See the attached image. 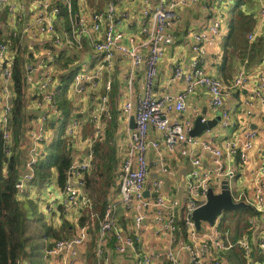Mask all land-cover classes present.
I'll use <instances>...</instances> for the list:
<instances>
[{"label": "built area", "instance_id": "built-area-1", "mask_svg": "<svg viewBox=\"0 0 264 264\" xmlns=\"http://www.w3.org/2000/svg\"><path fill=\"white\" fill-rule=\"evenodd\" d=\"M30 1L33 8L30 20L25 24L24 1L0 0V14L5 15V19L0 22V28L4 27L6 30L0 35V133L5 156L9 157L14 150L13 67L20 50L23 52L25 38H47L53 48L58 50L73 48L81 51L87 43L94 53L102 56L97 65L82 68L73 74L68 87L72 93L78 95L86 93V84L99 79L105 68H111L116 54L129 62V75L124 90L126 97L122 105V113L125 123L127 122L124 123L126 134L123 144L117 150L118 166L114 173L117 201L107 198L100 217L94 211L95 199L88 191L85 181L86 173L93 167L95 142L104 140L107 134L108 92L112 86V79L107 76L103 82L104 92L90 96L92 104L86 117L92 123V131L86 139L87 148L81 157L69 164L65 182L57 195V200L66 208L87 211L89 220L78 225L72 236L53 239L46 244L42 258L49 260L77 255L79 262L73 264H86V256L81 253L85 252L87 243L91 241L89 230L96 218L98 233L93 251L94 264H111L106 257L108 242H112L113 250L117 254L131 256L133 264H151L152 258H161L166 264H181L182 253H187L189 264H226L220 254L215 252L223 251L231 247V244L224 242L217 220L214 224L204 223L203 230L197 231L192 212L206 200L209 187L218 192L224 178L230 180L235 176L234 169L225 165L226 160L237 157L240 164L247 163L248 153L253 149L258 134L255 129L247 128L240 136L218 140V132L210 129L207 130L206 137L190 136L188 133L192 129V122L184 118L183 113L188 95L198 87H203L208 92L211 109L221 107L224 99L233 91L247 89L249 95L243 100L242 109L246 115L251 116L253 107L258 106L262 116L260 133L263 135L264 77L260 75L251 83L245 68L241 67L231 81L225 83L217 75L200 67L196 57L186 71L181 66L175 69L174 76L183 77L185 81L183 90L165 91L159 96L152 94L158 76L157 65L175 41L174 32L179 22L178 9L192 8L200 0H156L153 5H146L141 10L140 23L135 34L125 29L124 22L129 15L126 11L117 12L118 0H107L102 8L92 10L87 17H78L77 24L74 23L71 0ZM62 5L67 9L68 23L62 20ZM263 25L264 0H260L257 21L246 35L249 42L255 40ZM226 31L221 14H217L200 28L190 29L187 35L192 40V51L202 53L205 45L214 44ZM15 44H20L19 51ZM52 53L53 51L46 52L45 60L38 57L28 60L23 53L25 91L37 94L35 103L41 112L33 116L26 130L29 144L22 164L23 170L14 183L16 195L20 198L25 196L28 185L36 177V166L44 155L43 147L50 142V125L62 120L55 97L57 74ZM140 71L143 72L142 92L133 102L135 76ZM230 115L229 109L220 110L218 125L221 130L229 126ZM130 116L134 117L133 128L128 125ZM204 120L205 118L202 119ZM79 127L81 121L72 119L64 127L63 137L75 138ZM151 129L157 133V137L150 136ZM262 143L264 144V136ZM162 148L168 152L179 148L188 149L190 169L185 177L182 197L165 198L162 183L158 180H152L148 188L145 187L148 173L147 153L150 150L159 155V169L163 174L168 177L176 175L165 157H161ZM202 154L211 157L212 168L202 167ZM254 179L252 194L242 195L244 201L252 205L259 220L264 223V159L257 166ZM145 191L148 192L147 196ZM118 206L124 216L132 221L131 225H127V230L119 224ZM149 210L157 223L153 229L154 235L167 241V247L161 252H144L141 235ZM253 225L254 221L250 219L249 226L237 239V245L242 249L243 264H264L263 261L252 258L249 232ZM178 232L180 238L176 235ZM258 246L264 250V238L259 240Z\"/></svg>", "mask_w": 264, "mask_h": 264}, {"label": "crops", "instance_id": "crops-1", "mask_svg": "<svg viewBox=\"0 0 264 264\" xmlns=\"http://www.w3.org/2000/svg\"><path fill=\"white\" fill-rule=\"evenodd\" d=\"M22 1H24L26 7V10L24 11V23L28 24L33 7L30 0ZM106 1L107 0H71V10L73 11L72 15L75 20L74 23H78V17H87L92 10L102 8ZM155 1L156 0H147L146 2H144V0H118L116 8L117 12L120 13L126 11L129 15V18L124 22L125 29L128 32H131L132 34L137 32V26L140 23L141 10L146 5H153ZM73 5L75 6V9ZM259 7L260 0H234L232 2H227L226 0H200V2L192 8H179V22L174 32L175 41L166 50L165 56L157 65L158 76L153 85L152 94L154 96H159L165 91L178 92L183 90L185 81L183 77L176 78L174 76L175 69L181 66L184 71H186L189 68L190 62L196 57L199 60L200 67H203L205 71L210 74L217 75L225 83L231 81L237 70L241 67L245 68L250 77L251 83L255 82L260 75L264 77V25L261 27L253 42H249L245 39V46L242 41L251 27L249 28L248 26L249 29L246 27L248 30H245L246 28L242 30V37L236 40H233L232 36H230V23L232 22V19L236 17V14H242L243 19L253 17L255 19L254 23H256ZM217 14H221L223 17V25L227 29L226 33H223L220 39L216 40L214 44L205 45L202 53H195L191 49L192 40L187 35L188 31L192 28H200L208 24ZM75 16H77V21ZM62 20H65L63 16ZM232 35H234V33ZM24 47L27 49L24 50L33 54V57L43 58L44 60L46 52L53 51V65L59 64L60 67L58 71L55 69L56 67L54 65L57 74V81L54 86L56 95H58V88L62 83L60 77L61 74L67 73L70 70H74L75 73L82 68H91L102 60V56L98 53H94L87 43L81 51H76L73 48H63L58 50L53 48L47 38L38 36L36 38H25L23 48ZM60 63L66 64L69 68L60 66ZM128 75L129 62L126 59L121 58L119 54H116L113 57L111 68H105L99 79H95L86 84V93L79 95L75 93L73 94V100H70L73 101L72 104L75 106V109H77L74 115L75 117L80 118L81 127L78 129L77 136L68 141L71 162L75 161L78 157H81L87 148L86 139L91 132L89 121L86 117L92 104L89 99L91 95L97 96L98 93L101 94L104 92L103 82L107 76H110L112 79V86L108 92V111L106 114L107 136L112 128V130H115L114 142L116 143V141H119V146L123 144L126 134L125 124H127V122L125 123V117L122 113V105L126 97L124 90L126 88V79ZM92 82H94L93 85H91ZM142 85L143 72L140 71L135 76L132 98L133 102H135L137 95L142 92ZM66 93H72L69 87H67ZM248 95L249 93L247 89L235 90L224 99L221 107L211 109L209 106L208 92L205 88L198 87L193 93L188 95L186 99V110L183 113V117L190 120L193 126L194 119L200 114H203V118L205 119H211L220 114V110L224 108L229 109L231 114L229 126L221 130L217 123L216 126L212 128L215 132H218V140H221L223 137L240 136L247 128L255 129L257 131L258 135L254 140L253 149L248 153V161L246 164H240L237 157L225 161V165L233 168L235 171V176L228 181L232 197L238 199L237 201L244 200L242 193L247 195L252 194L255 186L254 174L256 168L264 159V144L262 143L264 134L262 135L260 133L262 116L259 113V108L255 105L252 109L253 114L251 116L246 115L242 109V102L248 97ZM68 96L70 97V95ZM120 96L121 99L119 98ZM24 97L27 121L21 140L17 144L18 152L20 154L19 166L21 170H23L22 164L29 144L26 131L27 127L33 116L41 112V109L35 103L37 94H29L25 91ZM112 108H114L115 112L112 111ZM111 119L114 121V127L110 123ZM61 122L62 120L50 125V142L43 147L44 154H46V149L55 138V134H60V130L56 131V129L61 128ZM151 130L150 136L152 138L157 137V133L153 129ZM55 131L57 133H54ZM200 136L206 137L207 131ZM116 150L115 147V152ZM196 152L197 151L194 149V153ZM161 157H165L167 163L175 170L176 175L174 177H168L163 174L159 169V155L150 150L147 153L148 173L146 176L145 187L148 188L152 180H158L162 183L165 198L171 199L172 197H182L186 180L185 177L190 169L188 149L179 148L174 152H168L165 148H162ZM117 166L118 165L115 166V169ZM202 167H213L211 157L207 154H202ZM51 173L50 182H47V179L43 186H41L39 182H32L28 185L24 198L21 199L25 211V220L23 226L24 247L22 255L17 259L19 264H73L79 262V257L77 255L70 257L67 256L65 258H51L49 260H44L42 258V252L46 244H49L53 239L72 236L75 233L77 226L84 223V219H86V221L89 220L87 211L84 209H69L60 203L61 201L57 200L60 187L57 185L56 169L52 168ZM114 173L115 170L112 173L113 183L110 187V194H108L105 200L107 198H112L117 201V186L115 185ZM90 185L93 187L92 182H90ZM59 206L62 208L61 212L58 210ZM60 213L63 218H66L70 222V225L64 229L62 228L63 221H61L62 218ZM117 218L119 224L124 230H127V225H131L130 223L132 221L124 216L123 211L119 206L117 209ZM250 219L254 221V225L249 232V239L252 246V258L253 260L264 262V250L258 246L259 240L264 238V223L259 220L256 213L251 216ZM156 225L157 223L155 222L153 213L149 210V215L146 218L145 226L143 227L144 231L141 235L144 243V252H161L167 247V241L165 239L154 235L153 229ZM89 232L91 235V241L94 240V245L90 250L93 253L98 233L96 219L94 225L90 227ZM176 235L180 238V232L176 233ZM182 238H184V235ZM90 242L87 243L84 253L79 251V254L81 253V255L86 256V264L88 261H91L88 259ZM229 249L230 247L215 253L220 254L226 264H236L235 259H238L237 255L235 257L227 256L229 254ZM106 251V257L111 264H133L131 256L120 255L113 250L112 242H108ZM92 258L94 261V256H92ZM151 264H166V261L161 258H152ZM181 264H189L187 253L181 254ZM240 264H243V256H241Z\"/></svg>", "mask_w": 264, "mask_h": 264}, {"label": "trees", "instance_id": "trees-1", "mask_svg": "<svg viewBox=\"0 0 264 264\" xmlns=\"http://www.w3.org/2000/svg\"><path fill=\"white\" fill-rule=\"evenodd\" d=\"M74 6V5H73ZM62 16L65 18V22L68 23V13L65 6H61ZM75 9V6H74ZM73 9V10H74ZM73 13V11H72ZM3 15H0V20ZM242 17V14L240 15ZM3 16V20H4ZM2 20V21H3ZM245 20L238 24L237 30L245 29ZM234 26L230 23V33L234 32ZM230 34V36L232 35ZM23 59L18 58L15 61L13 67V81H14V92L15 98L13 101V111H12V142L14 144V150L9 155L5 156L3 151V140L0 133V264H16L18 257L23 253L24 240H23V226H24V206L22 198L16 195V190L14 183L21 173L20 164V154L18 152L17 144L21 140L22 133L26 124V109H25V83L23 77ZM66 67V64H63ZM74 73V70H70L67 73L61 74L62 83L60 84L58 90L62 91L66 95L68 83ZM61 82V81H60ZM56 101L58 108L63 110L62 113L66 114L65 110L66 103L64 100L59 101L60 94L56 95ZM114 122V121H113ZM63 127V121L61 122V128ZM63 129V128H62ZM56 140V139H55ZM54 140V141H55ZM52 142L46 149V154L43 155L42 160L36 166V177L32 181L39 182L42 184L46 182L51 176V169L55 168L57 172V185L61 188L66 179V171L71 163V158L68 154L61 152L59 149V144L57 142ZM98 145H94V152ZM99 146V145H98ZM16 148V150H15ZM113 172L115 169L114 164L115 158L111 154ZM229 213V222H227L226 217L218 221V228L222 234L225 243L231 244L229 249V254L227 256L235 257L237 255L238 259H235L236 264H240L242 249L237 245V239L241 233L249 226V219L253 216L254 210L246 207L238 208L235 211H226ZM103 209L100 211L99 216L101 217ZM82 223V222H81ZM93 244V241L90 245ZM89 248V251L91 250ZM89 257L92 258L93 253L90 251Z\"/></svg>", "mask_w": 264, "mask_h": 264}, {"label": "rangeland", "instance_id": "rangeland-1", "mask_svg": "<svg viewBox=\"0 0 264 264\" xmlns=\"http://www.w3.org/2000/svg\"><path fill=\"white\" fill-rule=\"evenodd\" d=\"M0 15L5 16L4 14H0ZM3 16H1L2 19L0 20V22H2ZM244 20L246 23L245 28L246 27L248 28V26L250 28L255 24L254 23L255 19L253 17H247V19H244ZM241 21H242V17L239 14H236V17H234V19H232L231 23L233 24V26L235 28L234 32H233L234 35H231L233 40H236V39L242 37L241 31L237 30L238 24ZM252 23H254V24L252 26H250ZM247 28L245 30L249 29V28L248 29ZM5 32H6V30L4 29V27L0 28V35L4 34ZM231 34H232V32H231ZM245 39L247 40L246 36H245L244 40L242 41L244 46H245V42H246ZM15 42L18 43V40H15ZM15 45L19 51L20 44H15ZM24 49H26V48L24 47ZM24 49H23V52H21V50H20V53L18 54L17 59L21 58V57L23 59V57H24L23 53H24L25 55H27L28 60H33L35 58V57H33V54L29 53L28 51H25ZM60 66H63V63L62 64L60 63ZM55 67H56L55 69L59 71V68H60L59 64L58 65L56 64ZM66 67L69 68L67 65H66ZM58 94H60L59 101L64 100L66 103V108H67V110H65L66 114L62 113L63 110L61 109V113H62L61 116H62V121H63V127L62 128L64 129V127H66L67 122L69 123L72 119H80V118H77L74 115L75 111L77 110V109H75V106H73V104H72L74 92L69 93V94L66 93V95H65L64 93H62V91H60V92H58ZM68 95H70V97ZM121 96L119 97L120 99H121ZM70 99H72V100H70ZM89 100H91V99H89ZM118 102H119V99H118ZM112 111L115 112L114 108H112ZM112 118H113V116H112ZM110 123L114 127L113 119L110 120ZM60 127H61V125H60ZM89 127H90V129H92V123H90V122H89ZM62 128L56 129V131L60 130V134H57V135L55 134V138L53 139V141L56 139L54 142H57L59 144L60 151L64 152L65 154H68V157H70V147L68 145V141L71 138L65 137V136L63 137V129ZM111 130H112V128H111ZM111 130H110L108 136L106 134L105 140L97 141L99 146L97 145V147L95 149L93 167L85 175V181H86L87 186L89 188V192L91 193V195L95 199L94 211L97 213V215H99L100 211L103 209L105 198L108 196V194H110V187L112 186V183H113V175H112L113 166H112L111 154L115 158L116 164H114V166H116L117 162H118V159L116 157V153L118 150L119 141H116V143L114 142L115 130L113 129L112 132H111ZM56 131L54 133H57ZM97 142H95V145ZM115 147L117 149L116 152H115ZM50 179H51V176L49 177L47 182H50ZM90 182L93 183V187L90 185ZM40 185L43 186L44 182ZM58 210H59V212L62 211L61 206L58 207ZM227 215H229V213L226 211H223L221 216L218 218V221L220 220V218L224 219ZM60 216L62 218L61 221H63L62 228L64 229L70 225V222L66 218H63L62 214ZM95 219L96 218H94V220ZM226 219H227V222H229L228 217H226ZM85 221H86V219H84L83 222L85 223ZM92 241H93V244L89 245V246L94 245V240H92ZM92 241L89 244H91ZM88 259L91 261H88L87 264H94V261L92 260L93 258H90L89 254H88Z\"/></svg>", "mask_w": 264, "mask_h": 264}, {"label": "water", "instance_id": "water-1", "mask_svg": "<svg viewBox=\"0 0 264 264\" xmlns=\"http://www.w3.org/2000/svg\"><path fill=\"white\" fill-rule=\"evenodd\" d=\"M75 19L77 21V16H75ZM202 119L203 114L198 115L194 119L192 129L188 133L190 136H200L205 131L212 129L220 120V116L218 114L211 119H205L204 121ZM134 125V117L130 116L129 127L133 128ZM144 194L147 196L148 192L145 191ZM241 207L253 209L252 205L244 200H234L230 191L229 181L224 178L219 191L214 192L213 188L209 187L206 200L192 212L194 226L197 231H201L204 223L214 224L223 211H235Z\"/></svg>", "mask_w": 264, "mask_h": 264}]
</instances>
